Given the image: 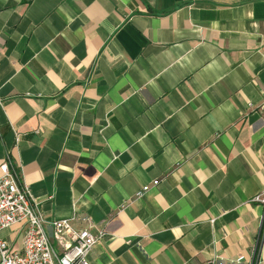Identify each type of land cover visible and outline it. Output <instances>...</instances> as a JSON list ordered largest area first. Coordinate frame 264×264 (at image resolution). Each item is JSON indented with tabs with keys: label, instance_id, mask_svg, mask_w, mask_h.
<instances>
[{
	"label": "crops",
	"instance_id": "crops-1",
	"mask_svg": "<svg viewBox=\"0 0 264 264\" xmlns=\"http://www.w3.org/2000/svg\"><path fill=\"white\" fill-rule=\"evenodd\" d=\"M263 102L264 0H0V164L89 264H264Z\"/></svg>",
	"mask_w": 264,
	"mask_h": 264
},
{
	"label": "built area",
	"instance_id": "built-area-1",
	"mask_svg": "<svg viewBox=\"0 0 264 264\" xmlns=\"http://www.w3.org/2000/svg\"><path fill=\"white\" fill-rule=\"evenodd\" d=\"M158 183L159 180L153 181V185ZM150 188V184L143 185L138 194ZM253 200L264 205V191ZM83 219L88 220V217ZM72 220L65 218L47 221L29 185L14 168L10 157L0 164V231L18 223L25 224L21 251L14 250L0 236V264H89V254L105 231L78 229ZM48 223L51 224V231ZM263 237L264 219L257 244L261 243ZM207 264H216V261L211 260Z\"/></svg>",
	"mask_w": 264,
	"mask_h": 264
},
{
	"label": "trees",
	"instance_id": "trees-1",
	"mask_svg": "<svg viewBox=\"0 0 264 264\" xmlns=\"http://www.w3.org/2000/svg\"><path fill=\"white\" fill-rule=\"evenodd\" d=\"M259 247H260V242L257 244L256 254H258Z\"/></svg>",
	"mask_w": 264,
	"mask_h": 264
}]
</instances>
